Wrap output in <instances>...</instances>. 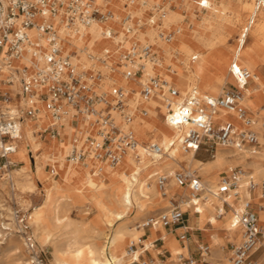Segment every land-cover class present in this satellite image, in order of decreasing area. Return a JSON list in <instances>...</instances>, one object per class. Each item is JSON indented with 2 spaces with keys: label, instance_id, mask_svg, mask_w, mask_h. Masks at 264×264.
<instances>
[{
  "label": "bare ground",
  "instance_id": "bare-ground-1",
  "mask_svg": "<svg viewBox=\"0 0 264 264\" xmlns=\"http://www.w3.org/2000/svg\"><path fill=\"white\" fill-rule=\"evenodd\" d=\"M94 1L103 9H109L111 14L105 20H95L78 33H73L64 24L61 10L51 21L65 39L63 51L71 55L75 69L88 73L96 68L101 72L102 76L96 82L98 92L103 91L111 99L115 87L125 91L131 101L128 104L133 118L126 122L117 114L116 121L122 127L129 126L137 142L115 163L99 159L92 152H88L81 161L70 162L66 159L70 147L84 144L83 133L95 134L96 125L91 121L93 118L79 116L74 126L70 116H64L61 124L57 125L59 135H50V144L46 145L38 132L43 126L53 123V119L41 100L36 98L39 108L36 117H23L17 148L8 156L11 162H24L21 167L14 169L16 183L21 190H33L35 187L29 167L31 158H34V173L45 191L42 201L32 208L29 216L35 237L40 244L51 246L52 264H133L148 250H154L155 253L160 251L159 248H152L157 237L162 239L161 248L170 252L168 264H178L177 254L187 252L186 240L185 245H180L173 235L163 230L159 222L150 225L149 236L142 239L143 229L139 227H143L145 222L130 228L121 221L136 204H154L165 210L172 204V199H176L172 192L178 197L187 194L189 197L188 187L178 185L173 175L178 168L198 170L204 181L203 199H193L195 204H192L190 197L189 200H178L184 207H192L200 212L199 221L201 228L207 230L210 247L205 258L217 256L221 264H231L228 260L229 252L222 250L223 237L233 241H239L241 237L240 227L231 224V210L239 209L244 198L251 193L247 187V175L252 176L255 183L264 180V126L257 117L259 110L264 112L261 103L264 99V78L257 69L259 64L264 63V10L255 11L254 0H234V3L232 0H182L184 3L189 2L188 8L195 1L198 6L206 7L201 18L192 17V24L187 25L181 21L179 11L182 6L179 5L176 10L171 9L168 0H161L165 8L158 7L160 2L156 4V0ZM150 9L153 13L146 15ZM127 17L132 25L131 31L126 30ZM167 30L171 32L164 33ZM27 32L31 41L45 47L44 38L33 27ZM235 32H238L236 38ZM230 37L234 42L228 44ZM134 42L148 43L157 53V60L154 64L146 63L138 82L145 81L148 74L158 75L162 89L156 88L146 100L140 98L138 87L128 82L123 75L122 55ZM5 49L6 46L0 52V93H8L10 98L3 97L1 106L24 111L29 102L28 97L22 93L21 77L32 72L34 66H39L41 62L34 58L30 46H25L17 57L5 53ZM192 57L194 60L191 61ZM173 59L174 65L168 63L165 66L168 60ZM240 67L250 71V80L254 86H249V80L243 83L237 72ZM168 73L184 81L183 88L177 86L180 96L176 101H180L182 95L192 88L217 96L227 83L236 85L242 94L241 104L256 119L255 129L263 130L259 133L262 141L258 152L247 159V152L241 153L233 147L217 145L215 156L201 161L192 151H183L180 138L186 127L171 126L165 118V93L171 84L165 78L170 77ZM9 78L12 82L6 83ZM142 106L145 112L141 111ZM157 109L163 113L162 116L157 113ZM229 114L238 121L232 117L227 121L242 128L243 124L233 112L222 111L214 116V120L228 119ZM150 143L159 145L164 153L151 152L147 148ZM46 160L57 169L47 171L44 168ZM239 163L246 172L239 178L235 189L227 191L222 197L213 196L211 191L217 186L219 173H228ZM104 168L108 174L103 171ZM159 174L167 176L164 189L166 195L162 194L157 184ZM20 175H24V178L19 179ZM253 191L256 195L252 200L261 205L259 220L263 223L264 207L259 199V186L256 185ZM223 200L231 208H224ZM76 202H88L94 210L93 219L80 221L69 216ZM157 230H160V234H155ZM130 242L141 244L128 252L125 246ZM20 258L19 252L15 264H20ZM256 264H264V253L259 256Z\"/></svg>",
  "mask_w": 264,
  "mask_h": 264
},
{
  "label": "built area",
  "instance_id": "built-area-1",
  "mask_svg": "<svg viewBox=\"0 0 264 264\" xmlns=\"http://www.w3.org/2000/svg\"><path fill=\"white\" fill-rule=\"evenodd\" d=\"M201 5H203L202 1ZM254 5L255 11L264 10V0H254ZM60 10L64 24L73 33H78L95 20H105L111 14L109 9H103L94 0H0V52L6 46L5 53L17 57L25 46H30L34 58L41 62L39 66H34L32 72H27L21 77L22 93L28 97L29 102L24 111L8 106L2 107L1 99L10 97L8 93L5 95L0 93V157L6 158L8 154L16 150L17 141L20 138L21 121L24 116L36 117L39 110L37 99H39L53 119V123L42 130L43 133L48 131L50 135L58 136L57 125L61 124L66 115L70 116V122L74 126L77 125L79 116L93 118L91 121L96 125L95 134L87 132L83 137L84 145H72L66 154L68 161H81L88 152H92L99 159L115 163L127 149L134 147L137 141L133 130L129 126H120L111 110L116 111L126 122L133 118V112L127 105L125 91L121 87L112 90L109 100L105 95L96 94L91 88L93 82H87L83 78L84 72H78L75 69L71 55L63 51L65 39L51 21V18ZM128 19L129 17L126 20V30L131 31L132 25ZM31 27L44 38L45 47L31 41L27 32ZM169 38L170 34H168ZM156 60L157 53L150 44L134 42L122 55L123 75L126 78L139 77L144 73L146 63L154 64ZM237 72L244 84L251 79L249 70L240 67ZM101 76V72L97 70L95 77L91 76L90 80ZM5 82L11 83L12 80L9 78ZM156 88L162 89L161 80L158 75L148 74L146 80L140 82V98L146 100ZM166 91L165 118L167 122L171 126L186 127L185 133L180 138L183 151H192L194 154L203 151L213 157L216 146L222 145L247 151L250 154L258 152L260 141L259 133L254 127L256 119L241 104L242 94L236 87L223 89L217 96L201 93L196 88H192L182 95L180 101H176L180 92L175 85L171 83ZM100 104L104 106L98 107ZM141 111H146L143 106ZM222 111L235 113L243 127L237 128L227 120H214V116ZM262 126H264V117ZM147 148L156 154L164 153V150L156 143H150ZM244 173L245 170L241 166H234L228 173L224 172L219 176L217 186L211 194L222 197L227 191L234 190ZM173 177L178 185L188 187L189 197L192 200L203 199L204 185L195 170L176 172ZM166 180V175H158L157 184L163 195H166L164 190ZM246 182L250 192L256 185L259 186L260 198H264V180L255 183L253 177L247 175ZM192 202V204L196 203L194 200ZM222 206L231 208L225 200ZM260 208L259 203L245 198L239 209H232V223L240 227L241 237L239 241L229 243L227 251L231 264H256L257 258L253 255L263 246L264 240V228L259 221ZM184 220V210L181 209L179 200L172 199V204L165 211L157 218H148L143 226L148 227L154 222H159L164 228L178 227L184 226ZM25 221V215L19 213L18 223L23 234L24 245L27 251L38 260L36 241ZM180 237L183 238L184 233ZM136 244L130 242L127 245V251L132 252ZM209 251L208 244L199 243L197 255L178 253L177 262L201 264ZM133 263L150 264V260L141 258L134 260Z\"/></svg>",
  "mask_w": 264,
  "mask_h": 264
},
{
  "label": "rangeland",
  "instance_id": "rangeland-1",
  "mask_svg": "<svg viewBox=\"0 0 264 264\" xmlns=\"http://www.w3.org/2000/svg\"><path fill=\"white\" fill-rule=\"evenodd\" d=\"M168 1H170L171 3H174V7H171V9L176 10L179 5L182 6L180 11H179L180 16H181V21L187 25L192 24V17L194 19H199L202 17L203 12L206 11V9H201L198 6L196 1L189 8H188L189 2H187V1L185 3L182 2V0H168ZM155 2H156V4L160 2V4L157 5L158 7H161V8L166 7L165 4H163L161 2V0H156ZM151 13H153L152 9L148 10L146 15H150ZM185 22H188V23H185ZM168 32H169V30H167L164 33H168ZM237 36H238V32H235L234 37L236 38ZM233 42H234V39L232 37H230L228 44H231ZM158 50H159V48H158ZM159 54H160V50H159ZM168 63H169V65H174L175 59L168 60L165 63V66H167ZM258 69L261 72L262 77L264 78V63L260 64L258 66ZM97 70L98 69L95 68V70H93L92 72H88V73L84 71V73H83L84 77L83 78L87 82H93L94 81L91 88L96 94L105 95V93L103 91H100L101 93L97 91V87H96L97 79L93 78L92 80H90L91 76L95 77ZM168 74L170 77H165L166 79L173 80V81L177 82L178 84H176V87L178 85H180L181 88H183V83H184L183 81L181 82L178 79L173 78L172 74H170V73H168ZM126 80L128 82L133 83L140 90V83L138 82V81H140V79L138 77L126 78ZM173 85H174V83H173ZM249 86H254L252 81H249ZM229 88H235V86L227 83L223 87V89H229ZM201 93H204V92H201ZM165 95H167V93H165ZM125 98L127 100V103H131V101H129V99L127 98L126 94H125ZM109 100H110V98H109ZM261 103L264 106V99L262 100ZM127 105L129 106V104H127ZM103 106L104 105H102V104L98 105V107H103ZM18 107H22V106H18ZM18 107H17V109H18ZM23 108H25V107H23ZM259 112H260L259 115L258 116L256 115V116L258 117L259 121L262 122V119L264 117V112H262L260 110H259ZM111 113L113 116L115 115L114 117L116 120V116L118 113L114 110H111ZM162 114L163 113L161 112L160 116H162ZM46 127L47 126H43V129H45ZM43 129L39 130L38 134L40 135L41 140H43L46 145H49L50 144L49 143L50 134L48 133V131L43 133L42 132ZM89 133L94 135V133H92V132H89ZM84 135H85V133L82 134V139H83ZM259 141H262V140L259 139ZM238 151H240L241 153L247 152V151H241V150H238ZM247 153L249 154L247 156V159H249V157L251 155H254V154H250L249 152H247ZM30 155H32V151L30 152ZM8 156H9V154L7 155L6 158L0 157V264H15V257H16V254H19V252L21 253V258L19 260L20 264H26V262H28L27 264H52L51 263V260H52V254H51L52 248H51V246L50 245H42L38 242V240L34 234L33 226L29 222V216H30V212L32 211V208L37 206L42 201L44 194H45V191H44L42 184L37 180L35 173H34V165H33L34 164V158L33 157L31 158L29 167H30L31 181H32V183H34L35 187L33 188V190L32 189L21 190L20 187H18V185L16 183L17 175L14 172V169L21 167L24 164V162L21 160L16 161V162H11ZM195 156H196V158H198L202 161H206V160H209L212 158L209 154H206L203 151L196 153ZM263 162H264V158H263ZM235 166L243 167L242 164H237ZM44 168L48 171V170L53 169V166L51 165L50 161L46 160L44 163ZM54 168L57 169L56 166H54ZM243 169H245V168L243 167ZM184 171H186V169L184 170V169L178 168V170H177V172H184ZM248 171H249V169H248ZM195 173L198 174V170H195ZM223 173H224V171H221L219 173V176L222 175ZM18 178L23 179L24 175H20V176H18ZM58 180L61 181L60 179H58ZM14 181H15L16 185L14 184ZM175 200H178V199L176 198ZM262 202H263L262 207H264V200H262ZM179 204H180L181 209L184 210L185 209L184 206L180 202H179ZM225 208L229 209L227 207H225ZM165 210L157 208V206L154 204H151L148 206H142L140 204H136L121 222L125 226L133 228L137 225H141V223L145 222L150 217L157 218ZM17 211H19V213H21V214H24L26 217L25 223L28 226L29 232L33 235V237L36 241L38 257H39L38 260H36V258L33 257V255L27 251V249L24 245V240L22 237L23 234L21 232V229H20L19 223H18L19 213H17ZM93 214H94V210L88 202H76L74 207H72L71 210L69 211V216L71 215V217L73 216L72 218H74L76 220H80V221L93 219ZM260 217H261V214L259 211V218ZM260 223H261V221H260ZM116 224H118V222ZM261 225L264 228V222L261 223ZM139 228H142V229L144 228L142 230L144 234L141 235L142 239L149 236V233H150L149 226L148 227H144V226L142 227V225H141ZM164 231H165V229H164ZM159 232H160V230H157V231H155V234H158ZM231 241L235 242L233 240H231ZM102 242L104 243V240H102ZM140 244H141V242H137L136 247H137V245H140ZM161 244H162L161 241H153L152 248L153 249L159 248L160 251L158 253H155L156 251H154V250H148V251H146V253L144 255H140L141 256L140 259L144 258V259L150 260V264H152V262L153 263L160 262L161 264H168L169 263V257L171 256L170 252L165 248H161ZM127 245L125 246V249H127ZM228 246H229V243H226L222 247L223 250L227 251ZM182 253L184 255H195V254L197 255L196 244H194L192 246L190 252L187 251L185 253L184 252H182ZM263 253H264V245L262 247H260L253 256L258 259V257L261 256ZM219 261L220 260H217V259H214V260L211 259V262H213L214 264L220 263ZM133 264H135V263H133Z\"/></svg>",
  "mask_w": 264,
  "mask_h": 264
},
{
  "label": "crops",
  "instance_id": "crops-1",
  "mask_svg": "<svg viewBox=\"0 0 264 264\" xmlns=\"http://www.w3.org/2000/svg\"><path fill=\"white\" fill-rule=\"evenodd\" d=\"M231 2H233L234 3V0H232ZM168 6L171 8V7H174V3H171L170 1H169V3H168ZM200 7V6H199ZM201 9H206V7H200ZM170 32V31H169ZM194 57V56H193ZM192 57V58H193ZM192 60H194V59H191V61ZM260 65V64H259ZM258 65V66H259ZM258 66H257V69H258ZM259 70V69H258ZM260 72V71H259ZM261 73V72H260ZM178 80L179 81H183V80H181L180 78H178ZM249 81H251L250 79H249ZM169 82L170 83H174V85L176 86V84H178L177 82H175V81H173V80H169ZM184 82V81H183ZM232 85H234V84H232ZM235 87H236V85H234ZM177 88V87H176ZM223 89V88H222ZM10 95V94H9ZM244 105V104H243ZM244 107L247 109V111L249 112V113H251L252 115H253V113L244 105ZM157 113L159 114V115H161V112H160V110L159 109H157ZM229 117L230 118H228V119H222V120H231V117L234 119V120H236V118L232 115V114H229ZM217 121H219V120H217ZM236 121H238V120H236ZM257 131H258V133H261V128L258 130V129H256ZM60 137V136H59ZM228 148H232V147H228ZM233 149H236V148H233ZM237 150V149H236ZM216 151H217V147H216V149H215V154H216ZM200 151H198L197 153H199ZM215 154H214V156H215ZM196 157V156H195ZM213 158V157H212ZM251 158V156L249 157V159ZM200 160V159H199ZM202 161V160H201ZM207 161V160H206ZM240 164V163H239ZM235 165H237V164H235ZM234 165V166H235ZM233 166V167H234ZM243 168V167H242ZM177 170L178 169H176L175 170V173L177 172ZM245 170V169H244ZM103 171L106 173V174H108L109 172H108V170L106 169V168H104L103 169ZM224 172H227V171H224ZM246 172V171H245ZM200 175V174H199ZM108 176V175H107ZM219 176V175H218ZM200 177H201V179H202V176L200 175ZM202 181H203V179H202ZM204 182V181H203ZM172 194L175 196L174 198H177V199H188L189 200V197H188V194L185 196V197H178L175 193H173L172 192ZM256 194H255V192L253 191V192H251V193H249V198H254V196H255ZM248 197H245V198H248ZM244 198V199H245ZM259 199L260 200H264V198H260L259 197ZM253 201V200H252ZM254 202H256V201H254ZM258 203V202H257ZM185 209H184V226H178V227H168V228H164V227H162V228H164L165 229V232H167L168 234H171V235H173L174 236V238L178 241V243L180 244V245H185V241L184 240H186V247H187V251L188 252H190V250H191V248H192V246L194 245V244H196V246L199 244V243H204V244H208L209 245V242H208V233H207V230H205V229H202L201 228V223H200V221H199V214H200V212H195L194 210H196V209H192V207H188V206H186V207H184ZM259 212V211H258ZM231 214H232V210H231ZM231 224H232V216H231ZM150 227V226H149ZM204 228H207V225H204L203 226ZM144 229V228H143ZM163 229V230H164ZM182 233H184V237L183 238H181L180 237V235L182 234ZM144 233H142V235H143ZM158 234H160V232L158 233ZM160 237H157V239H155L154 241H161L162 242V239L160 238ZM231 242V240H228V237H226V236H224L223 237V243H222V245L224 246L226 243H230ZM263 244V243H262ZM264 245V244H263ZM161 246H162V244H161ZM222 246V247H223ZM216 249H218V247L216 248ZM222 250H223V248H222ZM223 251H225V250H223ZM210 252V251H209ZM226 252H228V251H226ZM196 255V254H195ZM259 258V257H258ZM211 259H217V260H219L218 258H217V256H212V257H210V258H205V261L204 262H201V264H214L213 262H211ZM220 262V264H221V260L219 261ZM257 263H258V259H257ZM215 264H217V263H215Z\"/></svg>",
  "mask_w": 264,
  "mask_h": 264
}]
</instances>
